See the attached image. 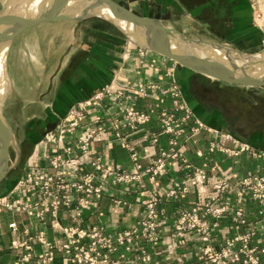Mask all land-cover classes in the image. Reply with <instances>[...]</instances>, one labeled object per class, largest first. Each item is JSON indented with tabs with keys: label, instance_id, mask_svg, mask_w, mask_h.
Segmentation results:
<instances>
[{
	"label": "crops",
	"instance_id": "crops-1",
	"mask_svg": "<svg viewBox=\"0 0 264 264\" xmlns=\"http://www.w3.org/2000/svg\"><path fill=\"white\" fill-rule=\"evenodd\" d=\"M115 1L139 15L170 23L190 37L212 41L203 35H193L212 34L217 43L223 41L237 50L264 51V26L252 25L249 0ZM219 2L221 16L239 27L220 33L210 26L213 6ZM256 52L249 53L258 54ZM6 71L10 85L6 97L15 91L21 108L17 112H4L15 135L12 147L16 158L11 164L12 175L0 184L5 182L0 190V264H38L49 251L46 244L29 239L39 233L53 244L50 250L53 260L47 264H68L59 249L63 225L86 229L103 225L107 232L117 234L140 227L153 201L160 214L159 239L151 241L146 235H140L137 249L124 259L121 254L125 249L122 248L112 255L113 262L136 264L144 250L151 259L142 264H214L202 257L206 247L221 251L227 240L252 232L249 245L255 249L254 259L245 262L248 254L242 253L238 264H264L262 207L249 195L238 202L233 193L242 178L254 173L264 175L263 157L237 150L245 144L264 151V86L238 85L188 71L168 57L132 42L115 25L98 17L79 21L51 20L29 27L10 43ZM172 76L200 122L197 133L180 141L181 156H173L170 135H160L157 143L150 137L145 138L151 132H159L157 109L170 105L169 96H162L159 91L148 97L133 95L131 103L154 109L152 122L137 131H131L125 124L114 97L106 95L94 99L107 88L133 90L139 83L169 86ZM86 101L90 102L85 123L96 125L101 119L119 120L122 133L138 151L144 169L166 150L169 155L163 171L154 179L151 173L137 171L132 151L116 138L114 128L107 124L93 141L92 153L101 154L112 169L122 167L138 172V180L113 184L112 177L104 176L105 191L91 196L88 206L80 210L74 206L61 207L57 218L47 216L41 220L26 211L8 208L6 202L16 199L12 190L28 167L49 162L55 147L44 141L45 134L57 129L70 112ZM213 141L235 150L226 152L212 147ZM197 169L208 172L205 183L195 180ZM219 178H225L229 187L217 189L214 183ZM183 182H186V190L179 187ZM193 207L199 208L207 229L189 231L182 241L175 221L183 211ZM214 209L223 210L216 213ZM11 221L17 223V232L9 227ZM15 240L26 242L31 249L14 245ZM240 248L239 241L232 250ZM28 253L30 258L26 259Z\"/></svg>",
	"mask_w": 264,
	"mask_h": 264
},
{
	"label": "built area",
	"instance_id": "built-area-1",
	"mask_svg": "<svg viewBox=\"0 0 264 264\" xmlns=\"http://www.w3.org/2000/svg\"><path fill=\"white\" fill-rule=\"evenodd\" d=\"M155 91H159L162 96H169L171 103L169 106L157 109L159 132H151L145 135V138L150 137L154 143H157L160 135H170L169 143L173 156H181L180 141L182 139L187 140L197 133L200 122L185 101L177 79L173 76L169 86L139 83L133 90L107 88L97 93L94 99L99 100L106 95L114 97L125 124L128 125L131 131H137L152 122L154 109L152 106L148 108L139 107L130 101L133 95L148 97ZM89 102L80 103L60 123L57 129L48 131L45 134L44 141L53 144L55 147L49 156V162L47 165L38 163L36 166L28 167L12 190L16 195V199L6 202L8 208L26 211L41 220L46 219L47 216L57 218V212L61 207L74 206L80 210L88 206L91 196L105 191L107 185L104 176L112 177L111 182L113 184L131 183L138 180L140 177L138 172H131L122 167L112 169L105 164L101 154L94 155L92 153L91 145L93 141L99 138L107 124L114 128L113 132L116 138L125 143L132 151L131 156L137 171L143 170L145 173H151L152 179L163 171L169 153L162 150L160 156L144 169L138 151L130 145L128 136L122 133L119 120L101 119L96 125L85 123L88 118L86 107ZM217 143L213 141L211 146L218 147L226 152L235 150ZM237 150L264 158L263 151L259 152L249 146L240 145ZM194 178L198 183H205L208 180V172L205 169H197ZM185 183L177 185L186 190ZM214 184L217 189L229 187V183L225 178L217 179ZM233 193H235L238 202H242L245 196L249 195L261 205V212L264 213L263 174L254 173L242 178ZM148 206L147 217L142 221L140 227L124 230L117 234L107 232L103 225H95L91 229L70 224L63 225V240L59 249L67 257L68 264H117L113 262L112 255L124 248L125 252L121 256L127 259L128 253H132L137 249L140 235H146L151 241L159 239L158 220L160 214L155 208L154 201L150 202ZM222 210L214 209V212L219 213ZM199 212L198 207H193L190 210L183 211L176 219L175 228L177 234L182 237V241L189 231H206L207 226L202 221ZM237 213L241 214V211ZM242 222L245 223V220H242ZM9 227L14 232L18 231V225L15 221H11ZM252 234V232H249L227 240L221 251L206 247L202 257H207L214 264H238L241 260V254L246 253L248 258L244 261H253L255 249L249 245ZM29 239H37L49 248V251L44 253L38 264H47L53 260L50 251L53 250V244L46 240L43 233L31 236ZM239 241L241 242V248L238 251H233L232 248ZM13 244L25 245L28 249H31V246L26 242L19 243L15 240ZM25 258L29 259L30 253ZM150 259V254L143 250V254L139 260H136V264L148 262Z\"/></svg>",
	"mask_w": 264,
	"mask_h": 264
},
{
	"label": "water",
	"instance_id": "water-1",
	"mask_svg": "<svg viewBox=\"0 0 264 264\" xmlns=\"http://www.w3.org/2000/svg\"><path fill=\"white\" fill-rule=\"evenodd\" d=\"M108 9L112 17L101 11ZM104 19L120 29L132 42L156 51L184 69L220 81L264 86V53L250 54L227 45L188 36L170 23L137 14L115 0H41L33 13H0V48L8 51L13 39L29 27L58 19L79 21ZM131 25L127 29L118 22ZM15 135L0 104V184L12 169L10 148Z\"/></svg>",
	"mask_w": 264,
	"mask_h": 264
},
{
	"label": "rangeland",
	"instance_id": "rangeland-1",
	"mask_svg": "<svg viewBox=\"0 0 264 264\" xmlns=\"http://www.w3.org/2000/svg\"><path fill=\"white\" fill-rule=\"evenodd\" d=\"M25 2H26V0H0V13H2L4 11L23 12ZM249 2H250V15L252 17V25H256L258 27L264 26V0H249ZM193 35H198V36L203 35L209 39H212V41L216 40L215 39L216 36L214 37V35H212V34H196L195 33ZM214 42H216V41H214ZM221 44L227 45L223 41L221 42ZM227 46H229V45H227ZM240 51H242L244 53L256 52V51H253L252 49H246V50H240ZM256 53L262 54V53H264V51H261V53L260 52H256ZM6 94H7V92H6ZM18 100L19 99L16 96L15 91H12L10 94H8L7 97L5 95L3 98V101H2L3 114H4L5 110L7 112L19 111V109L21 107L19 106ZM227 138H230V136H227ZM243 145H245V144H243ZM246 146H249L251 149H253L250 145H245V147ZM227 148H229V147H227ZM10 150H11L10 151L11 152V164L13 165L14 160L16 158V152L12 146H11ZM259 152H261V151H259ZM11 171L12 170H10L7 177H10V175H12L13 171L12 172ZM4 187H5V182L2 184V186H0V190L3 189Z\"/></svg>",
	"mask_w": 264,
	"mask_h": 264
},
{
	"label": "bare ground",
	"instance_id": "bare-ground-1",
	"mask_svg": "<svg viewBox=\"0 0 264 264\" xmlns=\"http://www.w3.org/2000/svg\"><path fill=\"white\" fill-rule=\"evenodd\" d=\"M40 2L41 0H26V2L24 3V10L33 13L39 7ZM101 12L107 15L108 17H112V14L108 9H103ZM118 23H120L123 27L127 29L132 28L130 24L124 21H119ZM6 55V47L0 48V104L2 103L3 98L6 95L9 86V79L6 71Z\"/></svg>",
	"mask_w": 264,
	"mask_h": 264
},
{
	"label": "flooded vegetation",
	"instance_id": "flooded-vegetation-1",
	"mask_svg": "<svg viewBox=\"0 0 264 264\" xmlns=\"http://www.w3.org/2000/svg\"><path fill=\"white\" fill-rule=\"evenodd\" d=\"M219 3L213 6L214 8L211 12V15L213 17L210 19V21H208L211 24L210 26L214 28L215 31H219L220 33H227L229 31H232L233 28L239 27L240 25L238 26L235 22L231 21L230 19L221 16V3Z\"/></svg>",
	"mask_w": 264,
	"mask_h": 264
}]
</instances>
